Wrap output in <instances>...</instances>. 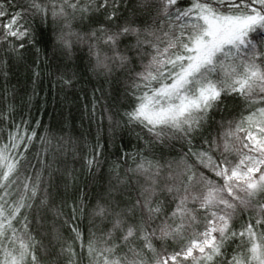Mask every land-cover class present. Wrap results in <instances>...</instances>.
<instances>
[{
	"label": "snow or ice",
	"instance_id": "6c2138e0",
	"mask_svg": "<svg viewBox=\"0 0 264 264\" xmlns=\"http://www.w3.org/2000/svg\"><path fill=\"white\" fill-rule=\"evenodd\" d=\"M0 264H264V0H0Z\"/></svg>",
	"mask_w": 264,
	"mask_h": 264
},
{
	"label": "trees",
	"instance_id": "16d2710c",
	"mask_svg": "<svg viewBox=\"0 0 264 264\" xmlns=\"http://www.w3.org/2000/svg\"><path fill=\"white\" fill-rule=\"evenodd\" d=\"M21 79H23V76H21ZM48 87L49 85L45 84V91H42L40 96L34 102L32 115L34 117L42 118L45 123H56L60 120H70L74 123H79V111H77L75 107L70 108L63 103L59 99V96H55L54 98L55 94L48 92ZM45 92H47L46 97ZM38 109L40 111H38ZM25 111H27V109H25ZM85 127H87V123H85Z\"/></svg>",
	"mask_w": 264,
	"mask_h": 264
}]
</instances>
